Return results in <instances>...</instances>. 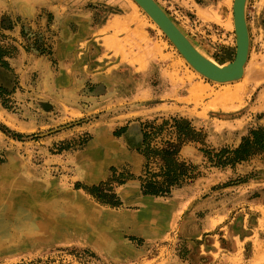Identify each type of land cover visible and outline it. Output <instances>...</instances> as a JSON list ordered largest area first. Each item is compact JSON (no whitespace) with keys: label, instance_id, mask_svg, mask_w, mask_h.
<instances>
[{"label":"rangeland","instance_id":"374dc122","mask_svg":"<svg viewBox=\"0 0 264 264\" xmlns=\"http://www.w3.org/2000/svg\"><path fill=\"white\" fill-rule=\"evenodd\" d=\"M13 1L0 0V264H264V232L251 234L264 153L215 165L202 151L264 127V0L246 2L248 60L227 84L196 72L133 0H34L33 16ZM156 1L205 56L234 59L233 0ZM39 54L44 80L27 65ZM175 118L203 144L178 143ZM164 122L149 145L178 144L192 176L146 195L161 162L146 168L145 134Z\"/></svg>","mask_w":264,"mask_h":264},{"label":"trees","instance_id":"16d2710c","mask_svg":"<svg viewBox=\"0 0 264 264\" xmlns=\"http://www.w3.org/2000/svg\"><path fill=\"white\" fill-rule=\"evenodd\" d=\"M167 124L170 123L164 122L162 126H153L151 131L145 134V144L147 146L143 152L147 160L146 168L148 169L147 165L149 160L152 158H159L161 162L160 171L158 173H150L146 178L142 179V191L146 195H167L170 193L172 188L180 186L184 183V179L190 175V169L192 176V168L183 162H179L177 159V152L179 148L178 144H168V146L164 148H153L148 143L154 135L162 132L163 126ZM171 126L175 129L178 135V143L181 144L188 140H200L199 142L203 144L200 133H197L188 121L175 118L172 120ZM202 151L209 156V161H214L213 163L215 165L235 164L236 162L244 161L255 154L264 153V127L252 130L249 136L243 138L242 143L236 149L222 150L220 155L213 154L211 151L204 148ZM147 172L149 173V171ZM107 194L108 193L103 194V198L101 196H99V198L102 199L104 203L113 204L112 200L107 199L112 196Z\"/></svg>","mask_w":264,"mask_h":264},{"label":"water","instance_id":"95a60500","mask_svg":"<svg viewBox=\"0 0 264 264\" xmlns=\"http://www.w3.org/2000/svg\"><path fill=\"white\" fill-rule=\"evenodd\" d=\"M133 1L162 30L187 63L202 77L219 84L236 82L242 78L249 54V31L245 13L247 0H233L235 57L231 62L224 64H219L201 53L156 0Z\"/></svg>","mask_w":264,"mask_h":264},{"label":"crops","instance_id":"0c3cea01","mask_svg":"<svg viewBox=\"0 0 264 264\" xmlns=\"http://www.w3.org/2000/svg\"><path fill=\"white\" fill-rule=\"evenodd\" d=\"M16 1L17 2L24 1V3H27V2L30 3L31 2L33 4V5H29L31 8H27V6H25L24 4H17V7H18L17 11H19L18 13L20 15L21 14H23V15L28 14V16H33V13L36 12V9H35L36 3H35L34 0H14L13 3L16 4ZM85 19H86L85 16H82L81 19H77V20L82 21L83 23H85V21H86ZM81 26L84 27L85 25H81ZM99 30H100V28L98 29V31ZM91 31L94 33L95 29L92 28ZM16 32H14L12 35L17 38L18 36H17ZM197 38H199V37H197ZM9 40H12V39H9ZM64 43L65 42H62V44L57 43V45L55 46V52H56L55 54L57 56H59L61 54L60 53L61 52V47H62V45ZM24 55H25L24 59H26V60L30 59L29 55H26V54H24ZM21 57H23V52L20 50L19 51V55L17 57L18 59H15V61L16 60H20ZM27 65H28L29 70L40 69L41 72H42V75L40 76V78L42 80H44V78H45V76L43 75V72L44 71H48L49 68H50V63H49L47 57L44 56V55H41V54L31 57V61L27 62ZM262 218L263 217H258V219L256 220V222L254 224V228L251 229V234H253L254 232H260V231L264 232V222H263V224H260V219H262Z\"/></svg>","mask_w":264,"mask_h":264},{"label":"bare ground","instance_id":"6f19581e","mask_svg":"<svg viewBox=\"0 0 264 264\" xmlns=\"http://www.w3.org/2000/svg\"><path fill=\"white\" fill-rule=\"evenodd\" d=\"M225 4H226V3H225ZM135 8H138V7L135 5ZM231 25H232V28H234V27H233V26H234V25H233V21H232V24H231ZM132 133H133V132H132Z\"/></svg>","mask_w":264,"mask_h":264}]
</instances>
